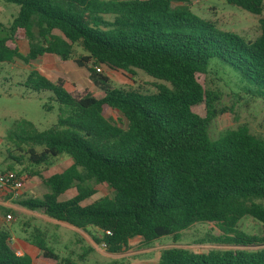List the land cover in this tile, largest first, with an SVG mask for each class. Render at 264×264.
Masks as SVG:
<instances>
[{
  "label": "trees",
  "instance_id": "trees-1",
  "mask_svg": "<svg viewBox=\"0 0 264 264\" xmlns=\"http://www.w3.org/2000/svg\"><path fill=\"white\" fill-rule=\"evenodd\" d=\"M2 1L18 6L19 13L9 26L0 25V65L39 61L45 55L67 61L80 44L87 55L77 64L87 67L93 80L92 65L140 70L170 85L145 95L114 89L104 78L103 97H76L61 81L32 72L25 84L52 93L59 106L57 123L41 132L32 122L20 121L6 137L32 165H47L62 155L72 164L46 178L37 173L49 192L42 199L21 200L23 208L77 229H99L102 237L95 242L109 254L128 251L137 237L143 247L165 237L177 245L182 232L196 223L219 226L223 234L210 237V244L264 243L238 231L246 217L264 223V204L257 203L264 200V139L247 126L211 139L212 109L220 94L197 78L208 74L217 59L236 77L237 88L246 84L241 91L264 101V19L259 38L246 41L200 19L192 12V0ZM225 1L256 16L264 10V0ZM21 41L29 43L26 56ZM201 104L208 110L205 118L193 111ZM110 112L119 114L125 128L108 117ZM97 186L114 196L93 200ZM73 189L75 195L62 200ZM10 240L8 230L0 229V264H33L29 256L16 254ZM26 242L42 253L38 264H80L61 259L40 229L27 233ZM90 251L77 261L84 263ZM153 264H264V249L196 254L170 248Z\"/></svg>",
  "mask_w": 264,
  "mask_h": 264
},
{
  "label": "rangeland",
  "instance_id": "rangeland-1",
  "mask_svg": "<svg viewBox=\"0 0 264 264\" xmlns=\"http://www.w3.org/2000/svg\"><path fill=\"white\" fill-rule=\"evenodd\" d=\"M191 9L200 19L213 23L222 31L239 35L246 41H255L261 35V20L264 19V10L260 16L252 15L235 6L228 5L225 0H192ZM18 13V6L6 4L0 0L1 25H10L17 18ZM0 36H4V34L0 33ZM34 41H37V37L34 38ZM28 48L29 43L25 41L21 46V50L25 53ZM86 55L87 53L81 48L80 44H76L71 58L67 61L58 56H45L39 61L26 63L23 60H17L13 62L15 64L0 65V172L14 171L24 178V195L20 200L12 201L18 207L23 208L19 204L23 199H42L49 192L42 178L36 175L37 173L46 178L53 174L62 173L72 163L68 156L62 155L51 159L47 165H32L28 157L6 137V132L20 121L32 122L41 132L48 130L57 123L59 106L52 100V93L35 92L25 84L32 72L56 77L57 71L60 70L59 81L63 85L66 84L65 89L76 95V97L84 94H90L96 98L103 97L102 83L104 78L107 79V84L114 89L134 91L145 95L157 93L158 86L161 84L170 87L169 84L153 79L140 70H134L133 73H130L107 70L101 67V71L98 72L96 68H99V66L92 65L97 75L93 80L88 68L80 67L77 64V61ZM197 78L204 88L220 94L219 100L214 102L212 109L214 116L209 126L211 139L217 140L225 132L236 130L240 126H247L252 134L264 139V101L250 99L244 91H241L248 87L246 84H240L241 90L237 88L236 83L238 80L236 77L228 69L220 66L217 59L211 61V70L208 74L198 75ZM47 79L49 80V78ZM46 107L50 109L48 110ZM193 111L202 118L208 115L205 104L194 107ZM108 117L125 128V122L118 113L110 112ZM41 151L42 148H38V152ZM14 158L20 161H16ZM95 188L97 194L93 200L105 196H114V192L105 186ZM74 191L73 189L68 192L62 197V200L69 199ZM2 200L7 201L8 199L2 198ZM257 203L264 204V200ZM9 213H11L13 220L6 222L4 228L17 239H24L27 233L35 229L43 230L46 233L47 231H53L52 225L39 218L21 213L18 209H10L9 212L4 208L0 209V216L4 219ZM238 231L264 239V223L251 217H246L240 221ZM59 232L65 234L66 239H73L71 233H65L63 230ZM222 234L216 223H196L182 232L180 242L177 245L174 244L173 237H165L155 242L152 246L157 248L149 254L150 256L147 259L150 263H155L161 252L170 248H181L196 254L208 253L212 250L256 251L264 249V243L250 247L208 243L210 237H218ZM131 243V248L135 251L143 248L142 244L138 242V238L132 240ZM60 248L62 250L58 249V252L61 254V258H68L65 257L68 255L67 249L73 250L75 245ZM102 262L109 263L110 260L104 259ZM85 264H96V261L91 259Z\"/></svg>",
  "mask_w": 264,
  "mask_h": 264
},
{
  "label": "crops",
  "instance_id": "crops-1",
  "mask_svg": "<svg viewBox=\"0 0 264 264\" xmlns=\"http://www.w3.org/2000/svg\"><path fill=\"white\" fill-rule=\"evenodd\" d=\"M24 42L25 41L19 42V48H20L21 54L26 56L29 53L30 47L26 50L25 53H23V51L21 50V46L23 45ZM45 56H53V55H45ZM17 60L19 59H16L13 62H16ZM13 62L4 63V64H15ZM57 72L58 73L56 77L55 76L52 77V75L48 76V75H45L44 73H42V75L49 78L51 82L56 83L57 81L60 80L59 75L61 74L60 70H58ZM64 88H66V84H64ZM74 195H75V191L72 194V196L69 197V199L72 198ZM2 208L6 209L7 212H9L10 209L12 210L18 209L19 212L21 213H26L31 217L39 218L45 223L52 225L53 231L49 232L46 230L47 233L44 231L47 235L50 245L56 250L57 254H59L58 249L62 250V248L60 247H63V246L71 247L72 245H75V248L73 250L67 249L68 255L65 256V257L71 258L75 263L85 264L86 262L92 259L96 261V264H153V263H150V261L147 258L150 256L149 254L152 251H154V249L157 248L156 246L151 245L149 247H143L139 249L138 251H135L131 248L132 247V243H131L132 240H131L129 242L128 251H125L122 254H109L108 252H106L103 245L97 244L95 242V239L99 240L102 237V232L97 228L87 227L85 230L77 229L66 223L53 220L38 212L27 211L25 208L18 207L12 201H9V200L1 202L0 209ZM6 222H7L6 219L0 216V229L5 227ZM60 230H63V232L65 233H71V235L73 236V239L72 238L66 239L65 234L60 233L59 232ZM137 238H138V242L141 243L142 239L139 237ZM10 246L13 248L15 252L20 251L22 253V256H29L32 259L33 264H38L39 259L42 257V253L40 252V250H38L37 248H35L34 246L26 242V237L24 239H17L13 235H11ZM87 249H92V251L88 252L87 255L85 256L84 258L85 262L84 263L78 262L77 261L78 257ZM79 251H81L82 253L80 252L79 254ZM59 256L61 258V254H59ZM160 257H161V254L158 257L157 262L160 260ZM61 259H64V258H61ZM104 259L110 260V262L103 263L102 260Z\"/></svg>",
  "mask_w": 264,
  "mask_h": 264
},
{
  "label": "built area",
  "instance_id": "built-area-1",
  "mask_svg": "<svg viewBox=\"0 0 264 264\" xmlns=\"http://www.w3.org/2000/svg\"><path fill=\"white\" fill-rule=\"evenodd\" d=\"M100 68H96V70L100 72ZM24 189L25 180L19 176V173L14 171L0 172V205L3 201L2 198H7L9 201L20 200L24 195ZM5 219L7 222L13 220L11 214H8ZM16 254L22 256L20 251H16Z\"/></svg>",
  "mask_w": 264,
  "mask_h": 264
}]
</instances>
